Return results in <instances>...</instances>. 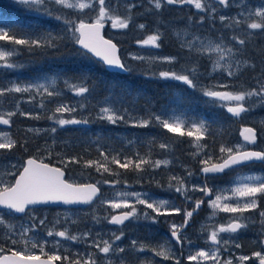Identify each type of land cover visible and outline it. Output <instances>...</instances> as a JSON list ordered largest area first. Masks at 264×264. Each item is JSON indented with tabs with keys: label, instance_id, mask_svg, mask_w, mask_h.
Instances as JSON below:
<instances>
[{
	"label": "snow or ice",
	"instance_id": "1",
	"mask_svg": "<svg viewBox=\"0 0 264 264\" xmlns=\"http://www.w3.org/2000/svg\"><path fill=\"white\" fill-rule=\"evenodd\" d=\"M27 13L35 14L39 19L35 27L27 28L10 18L0 17V70H18L24 67L18 61L22 50L30 54L48 51H57L66 41L76 46L75 55L84 60L92 61L103 66L104 70L115 69L122 73H129L131 69L126 65L119 55L118 47L111 39H105L101 30L106 23L111 24L113 29L127 30L135 23L138 16L147 17L152 15L154 28L143 39L136 40L141 48L159 49L165 39V32L161 31L162 21L160 17L166 6H191L198 10L199 20L192 16L187 17V25L183 30H172V34L178 43L176 55H139L129 53L132 60L140 61L155 67L160 64L173 65L184 60L180 69L167 71H145V77L163 80L178 81L186 85L193 92L200 93L203 103L209 107H218L230 114V119H242L249 114L253 108L264 106V59L260 61L259 71L257 64L246 58V46L251 45L258 54L264 56V48H256L255 39L258 35L264 36V2L258 5L245 3L244 0H147L143 13H136L138 5L132 0H12ZM235 7L239 9L236 14L228 16L220 14L222 9ZM91 13V15H89ZM217 18L221 27L216 28ZM210 25L209 30L215 31L214 38H202L198 34L189 32V27H202L205 23ZM58 23L59 28L53 27ZM141 32L147 30L146 23L136 24ZM39 29V30H37ZM231 32V35L225 33ZM242 32L243 36L237 34ZM191 37V38H189ZM204 61H210L211 69L208 70ZM201 67L205 71L201 72ZM251 70L255 73L252 77L255 86L247 88L243 83L237 85L232 81L238 80L245 72ZM215 74V75H213ZM208 78L213 82L203 84L201 80ZM223 78V82H221ZM91 81V83H89ZM61 83L63 87L61 88ZM119 89V92H117ZM63 90L81 98L75 104L68 103L62 99ZM98 91H105V95L98 104L96 119L111 125L125 123L134 128H159L166 133L173 134L165 142L158 144L159 149L170 153L173 140L177 137H191V144L195 151L190 155L193 160L199 161V172L196 173L186 165H180L185 169V175H169L166 190L174 192L183 198L188 208L176 206L173 200L155 198L148 192H136L115 190L121 183L120 170L134 171L140 175L141 182L143 173L149 169L156 170L163 166L168 168L173 160L155 159L152 157V146L157 144L158 137L147 136L144 139L126 140L131 146L136 142L146 144L148 152L141 155L135 151L133 155H124L122 150L114 154L107 153L98 144L100 159H84L82 155H62L56 153L59 163L63 167L53 166L45 163L43 158L29 156L22 162L0 163V210H7V216L0 211V241L10 242L12 247L0 244V264H127V252L138 264H155L151 258L140 259V253L151 251L154 256L161 257L163 261H172L173 264H183L186 260L189 264H245L253 257L258 264H264V251H256L248 255H235L231 252L234 246L241 248L236 243L239 234L247 230L254 222L251 216L245 215L259 211L261 232L264 233V210H260L259 200L264 197V172L243 174L240 169L253 164H264V150H256L258 132L253 127H243L240 131L242 142L228 144L221 142L218 154L215 150L217 133L223 137L226 129H214L217 119H208L204 116H188L185 113H177L174 109L153 111L150 102H145L142 115L133 116L130 110L123 107L125 97L134 91L131 85L121 81H108L95 74L92 68L80 67L75 70L73 76L68 77L63 73L53 75H41L34 80L19 82L7 80L0 83V106L4 103L13 105L12 110L0 111V125L10 126L12 118L21 117L53 121L55 127L41 129L39 127H26L23 141L13 138L9 131L0 130V158L5 157L18 146L27 151L29 139L38 138L49 133L56 134L58 130L72 125H87L91 122L89 118H65L66 114H73L77 109L88 107V97ZM16 94H27V99H17ZM37 98L39 102L36 103ZM252 98H259L252 103ZM183 102V96L177 98ZM55 103V107L49 109L48 103ZM119 102V106L118 103ZM34 104L43 109L41 112L25 111L21 104ZM264 127V119L260 122ZM205 137H212L213 143L205 142ZM101 138L97 137V141ZM55 143V140H53ZM47 152L52 155V146L47 143L43 148H38L37 153ZM84 169L94 168L101 175L107 173L116 176L115 180H100L96 183H70L65 179L66 170L70 164H81ZM110 165H115L113 169ZM235 172L230 185L220 186L212 181L218 175L225 172ZM196 176L200 183H191ZM164 188L159 181L149 178ZM110 185L114 188L111 198L101 199L99 184ZM199 192L201 197L193 201L190 193ZM100 200V204L107 205L116 214H105L100 217L95 209L91 213L92 220L100 224L106 221L110 225L120 226L119 234L112 232L109 239H104L102 233L93 235L91 230L70 233L69 227L65 226L56 230V225L69 223L75 225L79 221L72 220L67 214L63 220L60 214L52 221V226L47 229L46 237L49 240L39 239L36 235H29L38 227L48 223L47 217L35 215L37 205L62 203L65 205L86 204L91 205ZM207 203L211 213L206 218L212 223H202L199 229L200 236L206 248H198L186 235L191 221ZM139 206H143L141 212ZM150 210V211H149ZM13 213L24 214L30 224L16 225L11 217ZM221 213L228 214L225 223H215L216 217ZM182 215L183 222L169 223L170 236L155 246L140 243L133 239L126 247L119 246L116 242L125 237L124 227L126 222L143 221L149 227L160 223L161 217H172ZM38 220V224L36 221ZM167 222V220H166ZM222 234H228L224 239ZM18 238H13V237ZM64 242L86 243L95 251L77 252L72 254ZM264 249V239L255 241ZM51 244L56 251L51 254L45 251ZM187 245L189 254L183 255ZM178 246V247H177ZM192 247H197L195 252ZM63 248L67 254L61 255ZM39 250L41 255L35 254ZM179 252V255L177 254ZM102 254V255H98ZM227 258L224 259V255ZM43 257V258H42Z\"/></svg>",
	"mask_w": 264,
	"mask_h": 264
},
{
	"label": "trees",
	"instance_id": "2",
	"mask_svg": "<svg viewBox=\"0 0 264 264\" xmlns=\"http://www.w3.org/2000/svg\"><path fill=\"white\" fill-rule=\"evenodd\" d=\"M148 7V5H143V7L138 6L135 9L136 13L144 12V9ZM15 10V11H14ZM192 10L186 11L184 7L177 6L176 10L171 8L170 6H166L163 11L160 20L162 21L161 30L165 32V39L161 44V52L166 54L176 55L178 44L169 34V32L165 28V24L172 22H184L187 21V17L190 16ZM204 15H206L204 13ZM0 17L10 18L17 21L20 25L33 28L35 27L37 17L35 14L27 13L23 8L16 9L10 6L7 3L0 2ZM193 18H196L194 16ZM154 17L149 15L146 17V20L149 22V32H151L154 28ZM134 24V23H133ZM132 24V25H133ZM131 25V26H132ZM205 25L210 28V25L206 22ZM4 26V25H0ZM57 23L53 25L56 28ZM130 26V27H131ZM221 25L219 22H216V28L219 29ZM107 29V24H105V35ZM39 30V29H37ZM132 32V31H130ZM137 34L144 35L147 33L146 31H134ZM225 35H231V32L225 33ZM242 36V35H241ZM113 39L120 48V53L124 50V44L120 40L115 38ZM6 44V42H3ZM256 48H264V39H255ZM76 46H74L71 42L66 41L65 44L59 48L57 51H48V52H39L37 51L34 54L28 53L26 50H22V58L25 59L24 67L18 70H2L0 75L9 76L16 73V71H21L23 74H27L28 78H37L41 74L53 75L56 73H63L68 77L73 76L76 69L80 67H89L92 68L96 75L103 77V79L108 81H121L131 85L134 91L130 96L125 97L122 104L123 107H126L130 110L133 116L142 115L144 112L145 102L148 101L152 105V110L156 111L162 105L168 103L172 97H174L173 91L178 90L182 91L183 102L180 103L181 110L188 116H204L208 119H217V124L213 127L214 129H226L222 137V141L224 137H227L228 144L239 139L238 133L241 125L239 127L236 125L231 126L230 128L221 127L220 124L223 123L226 125L225 120L226 117L225 110L220 109L218 107H209L203 103V99L200 96V93L193 92L191 89H188L186 85L181 84L178 81L174 80H163L158 78H149L145 77L142 73L145 71H167V70H179L181 65L184 64V60L181 59L179 63L168 65V64H160L152 67L151 69L145 68H136L131 70L129 73H118L111 72L108 70H104L103 66L100 64H96L92 61L84 60L82 57L76 56ZM245 55L249 57L251 60H254L258 63V69L260 67L261 59H264V56L257 53V51L251 46H246ZM207 66V61H204ZM201 72L205 71L204 67H201ZM245 76V75H244ZM208 78H203L202 80H207ZM201 80V81H202ZM237 82L243 83L247 88H251L255 86V81L253 78L240 77L238 80L234 81V84ZM91 83V81L89 82ZM203 83V82H201ZM237 85V84H236ZM63 87L61 83V88ZM238 89V86H237ZM119 92V89H117ZM64 96L62 99H66L64 101H68L70 99H75L76 101L84 102L79 97H75L73 93L63 90ZM107 93L105 91H98L93 93L92 96L88 97V107L86 109H77L76 113L66 114L65 118H71L72 115L76 116V118H89L91 122L87 125H72L67 126L65 129H60L56 134L49 133L47 136L41 135L38 138L29 139L27 143V151L20 148L19 146L11 152V155L18 157L21 160L29 156H36L38 159L43 158L44 162L50 163L52 165H56L59 167H63L59 163V158L56 156V153H61L62 155L72 156V155H82L84 159H100L98 152V144L99 147L105 150L107 153L114 154L115 151H121L124 155H133L135 151H139L141 155L148 152L149 147L146 144H141L139 142L134 143L129 146L126 143V140H136V138L144 139L147 136H156L159 139L166 141L169 137H172L173 134L166 133L164 130L159 128H134L128 124L120 123L116 125H111L106 122H101L97 120L96 117V103L100 101ZM17 96V95H16ZM18 99V98H17ZM259 98H252V103H256ZM54 103V102H53ZM53 103H48L47 107L49 109L54 108ZM118 106H119V102ZM28 103H22V109H27ZM13 106L9 104L8 107ZM263 107L264 106H258ZM37 112V111H33ZM38 112H41L42 115H46L43 109H39ZM228 116V115H227ZM39 126V128L47 129L51 127H55L53 121H49L47 119L40 120H32L21 117L19 115L12 118V123L10 126H5L12 132L13 138L18 141H23L24 139V129L26 127H35ZM227 126V125H226ZM97 137L101 139L97 141ZM218 139L221 138L219 133L216 136ZM184 138V140H183ZM189 138L185 137H177L173 140V146L170 153H165L161 149H159V139L157 140V144L152 146V159H156L158 156H176L183 162L187 163L190 166L196 165V163L191 161L190 151L188 147L181 146L179 142H185V139ZM55 140V143H53ZM52 146V155L48 156L47 152L41 151L37 153L38 148H43L45 144ZM113 169L116 168L115 165H110ZM200 167V165H197ZM122 173L119 179L121 181H127V184L121 183L117 187L121 188H151L155 187L153 181H150V177L154 178V181H159L161 185H166L168 183L169 173L164 170H152L143 173V179L141 182H137L140 179V175L134 171H125L123 169L120 170ZM66 178L68 180H76L79 183L84 182H92L96 183L97 181L107 179L109 181L117 179L116 176H112L110 174L97 173L94 168L84 169L81 164H70L66 170ZM101 189V196L108 192L109 189L113 188L110 185L99 184ZM103 213L105 211L103 210ZM100 255V254H98Z\"/></svg>",
	"mask_w": 264,
	"mask_h": 264
},
{
	"label": "rangeland",
	"instance_id": "3",
	"mask_svg": "<svg viewBox=\"0 0 264 264\" xmlns=\"http://www.w3.org/2000/svg\"><path fill=\"white\" fill-rule=\"evenodd\" d=\"M0 2L7 3L10 6L16 8V9H19V6H16L12 2V0H0ZM114 2H115V0H114ZM132 2H134V3L138 4V5H140V4L146 5L147 4V0H132ZM244 2L245 3H250L252 5H258V4L262 3V2H264V0H244ZM170 7L173 8L174 10H176V8H177V6H170ZM182 7H184V9L186 11H188V10L191 11L192 10L190 16H192V17L196 16V18H193L194 20H199V16L200 15H204V13H198V10H196L194 7H191V6H182ZM20 8H22V7H20ZM237 11H239V9H237L235 7H232L230 9H222L220 11V14L231 16V15L236 14ZM89 15H91V13H89ZM217 22H219L218 18H217ZM139 23H146L149 26V22L146 20V17L138 16L136 18V20H135V23L127 30L113 29L111 27L110 22L106 23L107 24L106 34L108 35V37L120 40L122 42V44H124V50L120 53V56L122 57V59L124 60L126 65L131 70H134L136 68H145V69L147 68L148 70L149 69L152 70V67H150L148 64L142 63L140 61L132 60L130 58V56H129V53H137L139 55H144V56H147V55L168 56V55H171V54H166L164 52H161L160 51L161 47L159 49H148V48H141L139 45H137L136 44V40L143 39L147 34L150 33L149 29L145 30L147 33H145L144 35H140V34H137L136 32H134V31H140V30H138L136 28V24H139ZM187 23H188L187 21L167 23V24H165V28L169 32V34L171 36H173V38L175 39V36L172 34V30L173 29L183 30V29H185ZM57 25L58 26H56V28L58 29L60 25L58 23H57ZM188 30H189V32L194 33V34H198L202 38H205V39L214 38L217 35V33L215 31H210L209 28L205 24L202 27H199V28L189 27ZM130 31H132V32H130ZM237 34L243 36L242 32H238ZM189 38H191V37H189ZM256 38L263 40L264 36L258 35ZM175 41H176V39H175ZM0 44H4V43L2 41H0ZM21 56H22V53L20 52V55L18 57V61L20 63L24 64L25 63V59L22 58ZM246 58L250 59L247 56H246ZM252 61L257 64L256 71L258 72L259 71L258 63L256 61H254V60H252ZM207 63H208L207 64V68L210 71L211 63H210V61H207ZM0 73H2V70H0ZM41 75H44V74H41ZM213 75H215V74H213ZM254 75H255V73L252 72L251 70H249V71L245 72L241 77H246V78L250 77V78H252ZM27 76H28L27 74H23L21 71H16V73H14L13 75H9V76L0 75V83H2L4 81H7V80H17L19 82H27V81H31V80L36 79V77L35 78H28ZM201 82H203V84H210L213 81L210 80V79H207V80H202ZM221 82H223V78H221ZM232 83H234V81H232ZM236 84H237V86L239 88V85L241 83L237 82ZM234 90H238V89H234ZM173 93H174V97H172L171 100L168 103H166V104L162 105L160 108H158L156 110L157 112L161 111V110H164V109H174L178 114L183 112L181 110V108H180V105H179V102H178V99H177L178 97L182 96V91L175 90V91H173ZM16 95H17L16 98H18V99H23V100L27 99V94H23V97H21V94H16ZM63 96H64V94H63ZM63 100H66V99H63ZM38 102H39V98H37L36 103H38ZM66 102L71 103V104H75L77 101L75 99H70V100H68ZM53 105L55 106V103H53ZM8 106H9L8 103H4L2 106H0V111L12 110L13 106H10V107H8ZM26 106H27L28 110L39 111V108H37L34 104H27ZM101 106H103V104L96 103V108H97L96 109V113L98 112L99 107H101ZM24 110L28 111L27 109H24ZM225 114H226V117H228L225 120L227 126L224 125L223 123H221L220 124L221 127L230 128L231 126H234V125L239 127V124L241 125V127L245 126V125H253L257 129V132L259 134L258 135V142L255 145V149L264 150V127H261V125L259 123L262 119H264V108L263 107H258L257 106L255 108H253L252 111L249 114L245 115L242 119H239V120L230 119L229 118L230 114H227L226 110H225ZM35 127H39V126H35ZM0 130L9 131L12 134V132L9 129H7L5 127V125H0ZM239 131H240V129H239ZM189 138H191V137H189ZM205 138H206L205 142L207 144H209V145H212V143H213L212 137H205ZM191 140H192V138H191ZM226 140H227V137H224L223 141H222V138L218 139L216 137L215 150H216L217 154H218L219 144L221 142H225ZM240 142L241 141L238 139L237 141L231 142L229 144H236V143H240ZM190 146L192 148V152H194L195 151L194 146H192L191 143H190ZM165 158L173 160V164L170 165L167 169L164 168L163 166H161V168H163L167 172H170V175L184 176L185 173L183 171H185V169L180 166L181 164L182 165H186L188 168L189 167H193V166H190L187 163L183 162L182 160H180L176 156H163V157H157L156 159H165ZM18 160L20 162L23 161V160L19 159L18 157H15L14 155L8 154L5 157L0 158V163L7 164V163L15 162V161H18ZM191 161L194 162V163H197V165H199V161L198 160L191 159ZM161 168L156 169V170H160ZM239 171H241L243 174H248L250 172H252V173H261V172H264V164H259L258 163L256 165L249 166L248 168L240 169ZM235 175H236L235 172H231V173H229L228 175H226L224 177L217 178L215 181H212L211 183H214V184L220 185V186L230 185V181H231L232 177H234ZM70 181L77 182L76 180H70ZM196 181H197V177L193 176L190 182L191 183H196ZM154 186H155L154 188L151 187L150 189H143V188L132 189V188L117 187L115 190L127 189L129 191L148 192L152 196H154L155 198H162V199H170L171 200V198L169 196L167 197V195H158V191H161V190H158L160 187H158L156 183H154ZM153 189H155V190H153ZM113 194H114V188H111V189L108 190V192H106L104 195L101 196V199H103V198H111L113 196ZM139 208H140L141 212L144 210L143 206H139ZM93 209H95L96 214L98 216H100V217L105 216L106 213L111 215L113 212L119 211V210L113 211V210L109 209L107 207V205H103L102 206L100 204V200H96L95 203H93L92 205H90L89 207L84 208V209H75V208L61 207V208H56V209L37 210L35 215H37L38 217H45L46 216L47 220H48V223L46 225H44V226L38 227L37 229L33 230V232L29 233V235H36L39 239L47 238L46 237L47 229L52 226V221H54V219L57 217L58 213L60 214L61 220H63L64 215L67 214V216L70 217L72 220H78L79 222L77 224H75V225H73L71 223H69L67 225L61 223L59 225H56V230H60V229H62L65 226L69 227L70 233H75L77 231L82 232V231L91 230L93 235H95L96 233H102L104 239H109L112 232H116L117 234H119V232H118L119 227H115L113 225H110L106 221H102L100 224L95 223L92 220V218H91V213L93 212ZM103 210L105 211V213H103ZM0 211H2L7 216V210H0ZM210 213H211V209L208 208L207 212L205 213V217L202 220H198L197 225H195L192 222L191 226H192V229L194 230V234H193L194 237H190L189 236V238L193 242L196 239L199 238V229H200L201 224L202 223H212L211 221H207L206 220V218L209 216ZM224 215H225L224 213H221L218 217H216L215 223H217V224L224 223V219H223ZM8 218L11 219L13 221V223H15L17 226L20 225V224H30L31 223L28 220L27 216H25V215L16 216V215L12 214L11 217H8ZM160 220L163 223L166 222V220H167V222H166L167 225H169V223H171L173 221L176 222L177 224H180V221H175V216L168 217V218L161 217ZM36 223L38 224V220L36 221ZM131 225H134V223L131 224ZM123 230L125 232V238H126L127 231H130L131 227L127 226ZM186 235L187 236L189 235L188 231H186ZM222 236L224 237V239H228L229 238L228 234H222ZM13 238H18V237L14 236ZM47 239L52 240L53 238H47ZM122 240L119 241V242H116V243L119 246H121V247H125V244L122 242ZM132 240L133 239H131V241ZM64 243H65V247H67L72 254H76L77 252L94 251L86 243H73V242H64ZM236 243H238V239L236 240ZM0 244H5L7 247H12L10 242L0 241ZM194 245L198 246L197 241L194 242ZM198 248H201V247L198 246ZM203 248H206V247H203ZM196 250H197V247H192L191 251L195 252ZM45 251L48 252L49 254H51L53 251H56V249L53 248L51 246V244H50L48 247H46ZM59 251H60L61 255L67 254V253L64 252L63 248H61ZM231 252L233 254H236V251H233L232 248H231ZM254 252H256V251H254ZM35 254L41 255V253L39 252L38 249L36 250ZM188 254H189V250H188V253L186 254V256ZM100 255H102V254H100ZM236 255H248V256L251 257V254H244V253H237ZM124 256L127 257V258H130V259H134L127 252L124 254ZM139 258L142 259V257L140 255H139ZM223 258L226 259L227 258V254H225ZM253 259H256V258L253 257L252 259H250V261L247 262V264L250 263L251 260H253ZM128 264H131V262H128ZM158 264H164V263L161 261ZM183 264H186V263L183 262Z\"/></svg>",
	"mask_w": 264,
	"mask_h": 264
},
{
	"label": "flooded vegetation",
	"instance_id": "4",
	"mask_svg": "<svg viewBox=\"0 0 264 264\" xmlns=\"http://www.w3.org/2000/svg\"><path fill=\"white\" fill-rule=\"evenodd\" d=\"M159 139V138H158ZM159 143L160 142H165L162 139H159ZM184 140V138H183ZM206 140V138H205ZM191 143V138H186L185 142L181 141L179 142V144H181V146L184 147H188L190 153L192 152V148L190 146ZM173 146V143H172ZM164 156H169V155H164ZM158 157H163V156H158ZM255 165V164H253ZM252 166V165H251ZM191 170H193L194 172L198 173L199 172V167L196 165H193V167H189ZM248 168V167H244L243 169ZM162 170H164L163 168H161ZM165 172H167L166 170H164ZM185 173V171H183ZM170 174V172H168ZM229 173H231V171L225 172L224 174L218 175V178L224 177L226 175H228ZM175 174V173H174ZM201 181L197 179L196 183H200ZM167 185V184H166ZM166 185H164V188H159L158 190V195H167V197L169 196L171 198V200L174 201L176 206L183 208H188L191 205L186 204L183 200L182 197H180L178 194H175L174 192H169L166 190ZM143 189H150V188H143ZM155 190V189H153ZM190 195L192 196L193 201H195L196 199H199L201 197V193L199 192H195V193H190ZM259 205H260V210H264V197H261L259 200ZM56 208H61V207H36L37 210H48V209H56ZM75 209H82V208H75ZM208 207H207V203L205 202V204L202 206L201 210L194 215L192 222L197 225L198 220H202L205 217V213L207 212ZM245 215L247 216H251L253 218V223L250 225V227L247 230L242 231L239 236H238V243L241 244V248L236 249L234 246L232 247L233 251H236L237 253H244V254H252L254 251H264V249H262L261 245L259 243H254L255 241H259L264 239V233L261 232V224H260V216H259V211H255L252 213H246ZM224 219V223L227 221L228 219V214H225L223 216ZM175 221H180V223L183 222V217L182 215H175ZM134 225H131L133 224ZM131 227L130 231H127V236L126 238L124 237L122 242L125 244V247H128L130 245L131 239H136L138 240L140 243H144V244H148V245H152L155 246L156 244L163 242V240L170 236L169 233V228L166 222H162L160 220L159 224L156 225H152L151 227L147 226L145 224V222L140 221V222H126V227ZM137 226V227H136ZM120 227V226H118ZM124 227V228H126ZM78 229V228H77ZM80 229V228H79ZM187 231L189 232L188 237H194V230L192 229V226L190 225L187 228ZM197 241L198 246H200L201 248L206 247L204 241H203V237L200 236L199 233V238L196 239L194 242ZM178 247V246H177ZM95 251V249H93ZM192 250V248H191ZM188 253V247L187 245L185 246V250L183 255L186 257V254ZM177 254L179 255V252H177ZM235 254V255H236ZM142 259L144 258H151L154 260L155 264L160 263L161 261L164 264H173L172 261H163L161 257H156L154 256V254L151 251H147L145 253H140L139 254ZM225 259V258H224ZM128 262H131V264H138V261L134 262V259H130L127 258V264ZM184 263L189 264V262H187L186 260L184 261ZM57 264H60V262H57ZM245 264H247V262H245ZM248 264H258V260L257 259H253L251 260L250 263Z\"/></svg>",
	"mask_w": 264,
	"mask_h": 264
},
{
	"label": "water",
	"instance_id": "5",
	"mask_svg": "<svg viewBox=\"0 0 264 264\" xmlns=\"http://www.w3.org/2000/svg\"><path fill=\"white\" fill-rule=\"evenodd\" d=\"M101 34L104 36V38L105 39H111V38H109V37H107V36H105L104 35V28L101 30ZM112 40V39H111ZM113 41V43H115L116 45H117V47H118V50H119V46H118V44L114 41V40H112ZM119 55H120V51H119ZM108 71H111V72H118V73H122V72H119V71H117V70H115V69H111V70H108ZM243 127H253V128H255L253 125H245V126H243ZM243 127H241V129L243 128ZM241 129H240V131H241ZM256 129V128H255ZM257 130V129H256ZM240 131H239V133H238V136H239V139H240V141H242V137L240 136ZM256 150H258V149H256ZM28 158V157H27ZM27 158H25V159H27ZM24 159V160H25ZM45 163H47V162H45ZM53 166H56V165H53ZM57 167H59V166H57ZM221 175V174H220ZM65 179H66V176H65ZM66 180H68V179H66ZM68 182H70V183H76V182H72V181H69L68 180ZM77 183H79V182H77ZM84 183H92V182H84ZM40 206H61V207H74V208H78V207H81V208H83V207H87V206H90V205H86V204H73V205H65V204H62V203H55V204H52V203H50V204H47V205H37V206H35V207H40ZM118 212V211H117ZM14 215H17V216H21V215H23V214H16V213H13ZM113 214H116V212H114ZM116 226V225H115ZM43 258V257H42Z\"/></svg>",
	"mask_w": 264,
	"mask_h": 264
},
{
	"label": "bare ground",
	"instance_id": "6",
	"mask_svg": "<svg viewBox=\"0 0 264 264\" xmlns=\"http://www.w3.org/2000/svg\"><path fill=\"white\" fill-rule=\"evenodd\" d=\"M104 35H105V32H104ZM106 36V35H105ZM108 37V36H107ZM110 38V37H109ZM113 40V39H112ZM119 51H120V48H119ZM41 207H54V206H41ZM57 207H61V206H57ZM89 207V206H87ZM87 207H83L82 209L84 208H87ZM65 208H74V207H65ZM78 208H81V207H78ZM115 226V225H114ZM115 227H118V226H115Z\"/></svg>",
	"mask_w": 264,
	"mask_h": 264
}]
</instances>
